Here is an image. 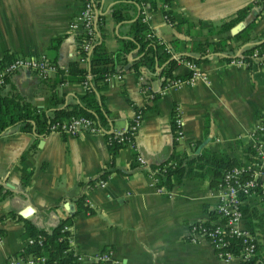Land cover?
I'll use <instances>...</instances> for the list:
<instances>
[{
	"label": "crops",
	"instance_id": "crops-1",
	"mask_svg": "<svg viewBox=\"0 0 264 264\" xmlns=\"http://www.w3.org/2000/svg\"><path fill=\"white\" fill-rule=\"evenodd\" d=\"M143 1L142 22L150 29L146 37L173 47L177 57H195L194 64L206 81L162 88L153 74L143 86L139 77L148 73L132 66L143 54L135 46L126 55L123 71L116 73L119 78L110 76L102 91L106 129L73 136L48 130L37 135L17 126L1 131L0 264H7L9 256L24 248L23 221L49 230L78 204L88 210L74 214L67 231L68 250L79 258V264L92 263V257L102 250L111 252V264H241L238 258L223 263L205 240H190V226L211 219L217 200L210 171L213 166L203 156L223 153L238 163L249 157L248 134L264 111V65L256 73L232 65L227 57H234L241 48L234 41L224 42L229 53L214 51L210 44L200 56L201 51L192 46L231 35L216 33L218 25L256 0H172L168 8L178 16L172 22L159 9L149 10L151 0ZM113 3L97 0L95 6L97 15L103 17V44L108 51L118 47L119 39L130 38L128 21L115 22L109 15ZM80 9L81 0H0V65L6 62L5 54L12 58L44 55L59 70L45 80L19 70L7 78L0 94L14 89L47 116L55 109L70 110L78 104V96L86 88L60 79L68 63L78 58L81 30L79 23L75 28L69 24ZM258 10L260 17L250 31L254 35L264 30V7L254 6L251 14ZM248 20L250 17L240 23L245 26ZM173 39L179 43L173 45ZM159 68L155 64V71ZM172 74L188 75L184 59L177 60ZM51 92L60 100L56 106L51 105L55 100H50ZM136 108L143 110L134 150L123 146L112 152L106 134L123 130ZM174 108L182 119L178 140L173 139ZM173 152L199 157V165L187 169L170 190L158 191L149 166ZM135 154L144 158L145 165L135 161ZM261 198L251 196L243 205L262 211ZM254 256L264 260L260 239Z\"/></svg>",
	"mask_w": 264,
	"mask_h": 264
},
{
	"label": "trees",
	"instance_id": "trees-1",
	"mask_svg": "<svg viewBox=\"0 0 264 264\" xmlns=\"http://www.w3.org/2000/svg\"><path fill=\"white\" fill-rule=\"evenodd\" d=\"M112 1H114V3L110 6L109 15L115 22L128 21L127 35H129L130 38L119 39L118 47L112 51H108L103 44V17L99 15L96 16V39L91 45V52L85 62L87 67L85 64L79 65L77 58V60L68 63L65 76L60 79L61 82L70 81L82 83L85 80L86 74L90 75L88 88L83 94L78 96V104L74 105L70 110L55 109L51 112V116H47L42 111L38 112L36 108L24 101L17 92L13 91L14 89L10 90L7 93L0 94V132L4 131L7 127L17 126L20 130H32L35 134L39 135L45 133L52 122L67 120L72 116L88 117L96 123L99 129H106V109L102 102V91L107 85L106 78L108 75H115L123 71V67L127 63L126 55L135 46H138L143 54L132 63V66L134 69L143 67L146 69V73H148V77L147 75H143V86H147L153 74L158 78L160 87L163 86L166 79L176 77L172 74V70L179 59H184L192 63L198 61L191 55H179L178 59H171L165 52L162 44H158L152 37H146V35L150 33V29L147 27V24L141 20V6L144 3L143 0ZM171 1L172 0H151L149 1V10L153 12L159 9L166 20L172 22L173 18L178 16L173 14L168 8ZM96 5L97 0H95V6ZM257 5L263 8L264 0H256L237 9L230 18L223 20L218 25L216 33H227L230 28L237 23L244 22L250 17V20L246 22V25L241 30L232 35H224L215 43L207 41L195 42L192 49L201 51V53H199L201 56L204 53L203 49L205 46L214 44V51L229 53V49L225 47L224 42L226 40L237 42L241 46L238 54L234 57H227V60L241 59L247 63L246 69L250 70L252 73H256L255 70L259 67V60H254L252 53L256 51L258 56L264 54V30L256 35L250 32L261 14L260 10L251 14L252 8ZM82 35L83 34L80 33L78 39H80ZM172 43L173 45L178 44L179 41L173 39ZM170 49L173 52V47H170ZM82 55H84L83 51L78 45L77 56L79 57ZM11 59V55L5 54V63ZM155 64L156 67H160L157 71H155ZM57 71L59 70L56 69L54 73ZM49 98L50 100L55 99L51 102V105L54 106L60 101L56 99V96L52 92ZM135 110L141 114L143 109L136 108ZM172 131L174 134L173 128ZM112 135L113 133L106 134L107 137H111ZM107 145L112 152L118 147L125 146L117 142L114 137L107 141ZM247 151L251 153L252 148L249 146ZM203 157L213 166L210 171L214 177L213 184L215 185L220 178L222 169L241 164L233 159H229L223 153H212L210 155H204ZM199 159V157L188 158L182 153L173 152L166 160L156 165H150L152 176L156 180V187L165 189L166 191L170 190L172 186L181 181L183 175L188 173V171H186L187 169L191 166L197 167L199 165L197 162ZM104 173H102L100 177H102ZM79 201L80 200H78V203H80ZM83 209L88 210L87 207H82L78 204L76 210L71 215L59 220L57 224L49 230L36 228L30 222L23 221L22 238L25 242V246L16 254L22 258L42 255L45 257L43 264H79L76 261V257L68 250V231L63 230L62 227L64 225H69L72 216ZM241 212L245 224L255 238V250H257V239H260V247L264 248V210L258 211L254 206L249 207L243 205L241 206ZM213 217L214 216L211 218ZM202 225L209 226L208 220L203 221ZM38 235L41 237L39 245L34 242L31 244L27 243L29 238L36 239ZM232 243L235 244L236 241L232 240L231 244ZM233 250L237 252V247H234ZM241 264H264V260L260 259L257 261L256 257L253 255L248 261L242 262Z\"/></svg>",
	"mask_w": 264,
	"mask_h": 264
},
{
	"label": "built area",
	"instance_id": "built-area-1",
	"mask_svg": "<svg viewBox=\"0 0 264 264\" xmlns=\"http://www.w3.org/2000/svg\"><path fill=\"white\" fill-rule=\"evenodd\" d=\"M141 20L144 21V17H141ZM76 23H79L83 34L78 45L84 55L79 56L78 61L85 64L91 52V45L96 39L95 0H81V9L75 21L69 24V28H75ZM157 43L163 45L165 52L171 59L178 58L166 43L161 41H157ZM252 57L256 61L259 60V66L264 65V54L258 56L254 51ZM230 63L244 68L247 65L241 59H231ZM185 65L188 68V75L166 79L162 88L180 87L185 84H192L195 80L206 81V76L201 73L194 63L185 61ZM19 70L31 71L38 79L45 80L54 73L56 67L44 55L14 56L7 63L0 65V88L11 74ZM110 76L108 75L106 79L108 80ZM115 76L119 78L118 74H115ZM89 78L90 75L86 74L85 80L82 82L86 89L88 88ZM139 79L142 80L143 77H139ZM140 115V112L136 111L126 127L118 133H113L111 137L108 136L107 141L114 137L117 142L134 150L133 139L138 128ZM172 126L174 129L173 139H180L182 137V119L178 108H174ZM47 130L69 136L77 135L82 131L90 133L100 131L96 123L85 116H72L67 120L54 121L48 126ZM248 137L252 148L248 159L239 165L221 170L220 178L214 188L217 200L213 208L214 217L208 219L209 226L202 225L203 221L190 226L192 235L190 240L194 241L197 237L205 240L214 250L217 259L223 263H227L233 258H238L242 263L248 261L254 255L255 238L250 229L243 225L244 219L241 206L251 196L258 198L264 196V111L250 130ZM134 159L140 165H145L142 156L135 154ZM99 183L102 184L101 181ZM161 190L162 188H158V191ZM67 228V225L62 227L63 230H67ZM232 240L236 243L231 244ZM33 242L39 245L41 237L38 235L36 239L29 238L27 240L28 244ZM234 247H237V252H234ZM78 260L79 258L76 257L77 262ZM44 261L45 257L42 255L26 258L12 255L7 258V264H43ZM92 263L111 264V252L109 250L99 251L92 257Z\"/></svg>",
	"mask_w": 264,
	"mask_h": 264
},
{
	"label": "water",
	"instance_id": "water-1",
	"mask_svg": "<svg viewBox=\"0 0 264 264\" xmlns=\"http://www.w3.org/2000/svg\"><path fill=\"white\" fill-rule=\"evenodd\" d=\"M96 16H97V10H96ZM244 27L243 23H237L235 26H233L232 28H230L229 32L230 34H235L236 32H238L239 30H241Z\"/></svg>",
	"mask_w": 264,
	"mask_h": 264
},
{
	"label": "rangeland",
	"instance_id": "rangeland-1",
	"mask_svg": "<svg viewBox=\"0 0 264 264\" xmlns=\"http://www.w3.org/2000/svg\"><path fill=\"white\" fill-rule=\"evenodd\" d=\"M259 198H261V197H259ZM258 204H259L260 206H261L262 204L264 205V196H262V198L259 199Z\"/></svg>",
	"mask_w": 264,
	"mask_h": 264
}]
</instances>
